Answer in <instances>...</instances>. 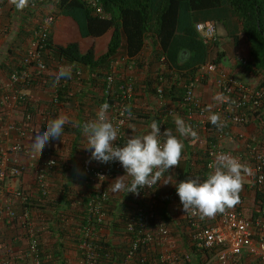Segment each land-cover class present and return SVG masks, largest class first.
Masks as SVG:
<instances>
[{
	"label": "built area",
	"instance_id": "built-area-1",
	"mask_svg": "<svg viewBox=\"0 0 264 264\" xmlns=\"http://www.w3.org/2000/svg\"><path fill=\"white\" fill-rule=\"evenodd\" d=\"M41 1L44 0H30L32 6ZM55 21L56 16L53 14L47 13L40 16L25 51L13 65L6 81L0 83V118L2 119L3 112L11 113L21 106L24 109L20 121L9 118L0 131H3L0 138V222L6 224L22 222L26 224L28 236L27 249L18 255L11 248H7L6 256L0 264H12L16 258L22 259L24 264L46 263L35 226L28 221L27 215L23 217L18 214L15 207L17 202H22L28 210L31 196L24 190L12 189L8 181L22 178L28 168L34 167L36 168L35 184L40 195L45 196L48 193L49 172L58 165V160L49 147H44L42 151L36 150L34 153L31 147L22 142L28 136L34 137L39 128L58 116L63 79L60 81L54 79L57 68L61 65L70 67L76 80L83 77V70H75L77 67L75 64H69L66 60L51 63L46 60L45 57L50 54L49 34ZM196 29L208 50L213 51L219 41L216 23L213 20L201 21L196 24ZM241 62L245 63V59H241ZM160 63L158 71L154 74V88L156 95L165 102L167 84L165 56H162ZM116 66L115 61L112 62L110 71L106 74L104 99L99 104L98 111L103 103L109 105L106 116L117 130L114 146H119L126 138L128 123L135 117L132 109L137 99V91L135 81L128 74L129 71L126 69L119 71ZM210 81L214 85L216 94L222 93L226 97L224 102L213 100L209 106L199 97L197 87ZM48 83L52 84L51 105L44 106L41 112L39 111L41 107L38 105L36 111H39L40 118L35 119L34 106L26 89L33 85L47 86ZM177 106L185 108V123L195 132V136L187 138L192 140L194 152L202 153L205 159L204 168L207 172L211 171L209 164L218 153L236 158L248 169L241 173L242 187L238 193V203L234 206L226 208L223 212H217L212 217H202L195 209L185 212L190 248L192 251L208 252L218 264H240L243 256L252 258L256 264H264V87L259 85V81L248 83L222 71L218 63L210 56L196 67L186 84L182 103H178ZM209 109L211 113L220 116L222 126L218 127L209 122ZM176 110V106H164V114L158 120L161 132L167 130L168 118L176 115ZM253 124L256 125L255 132L252 130L251 133H235L234 137L237 136L236 140L239 143L235 148L228 146L227 139L230 142L233 137L228 138L227 135L232 132L234 126L243 127ZM12 133L16 134L18 139L4 144L11 138ZM52 141L55 140L49 142ZM21 154L27 158L26 162L21 163L17 160ZM118 164L119 162L115 161L98 162L88 172L96 193L85 204L87 224L79 243L81 257L77 264H101V250L96 241V226H102L105 223L108 212L107 201L110 199L106 184L114 175ZM173 168L162 173L157 183L140 190L141 198L146 200V207L138 205L136 207L137 224L129 222L126 227L127 232H134L135 238L128 247L123 264H178L181 260L192 264L191 252L180 254L175 252L179 243L172 240L167 224L157 220L155 200L149 202L145 196L146 191H149V194L152 189L160 187ZM244 180H247L254 194L255 206L250 215H245L243 212ZM149 195L155 197V192ZM152 220H155L153 224ZM144 246L152 250L151 253L140 254L139 250ZM158 247L165 249L164 252L157 253Z\"/></svg>",
	"mask_w": 264,
	"mask_h": 264
},
{
	"label": "crops",
	"instance_id": "crops-1",
	"mask_svg": "<svg viewBox=\"0 0 264 264\" xmlns=\"http://www.w3.org/2000/svg\"><path fill=\"white\" fill-rule=\"evenodd\" d=\"M52 1L56 2L57 0ZM53 2L44 3L42 6L39 5L31 11L32 14H29L30 11H27L29 9V0H26L25 6L22 9H17L13 0H2L0 6V25L10 19L18 25V29L12 36V48L5 47L4 45V43L8 41V35L0 33V83L6 81L8 78L9 74L5 71V69L7 67L12 69L11 66L18 61L19 57L16 58L17 56H14L12 53L17 51L21 54L25 51L28 45V37L26 38L24 31L26 25L32 19L31 16L34 19L36 16H41L40 13L48 12L52 9ZM39 7L41 8V11H38ZM193 14V16H190L192 23L194 22L197 24L199 21L201 22L207 20H213L216 23L219 41L217 47L214 48L213 51H209L207 49L208 54L206 60L210 56L214 58L216 52H221L223 56L218 65L222 71L234 75L240 80L248 83L257 82L258 79L246 71L240 64L241 59L246 60L248 57L249 46L246 40L241 37L240 22L234 16L232 10L229 7L224 6L210 8L204 11H196ZM75 25L77 26L72 18L58 14V18L51 27L53 44L66 45L71 41H77L82 52L94 47L96 56L107 50V45L111 37V31H108L99 37H82L79 30L77 31L75 29ZM58 30L61 31V34L64 33V36L70 38V41H62V37L58 36ZM197 33L201 38L200 33L198 31ZM149 39L143 51L138 56L130 57L127 54L122 55V57L115 60V65L117 64L116 68H118L119 71L125 69L128 70V74L131 75L135 81L137 99L135 106L132 109L133 116H135V113L139 117L143 116L147 118L146 121L151 124L153 120H158L160 116L164 114L163 109L165 105L176 106L177 113L176 115L168 118V120L170 119L171 121V127H167V130L172 131L173 134H177L175 132L174 119L179 116L185 121V108L177 106L178 103L168 97L164 102L156 95V93L144 91L148 87L153 90L154 82L151 83V80H153L154 74L160 67L162 56L166 57V55L161 54L160 45L152 42L151 38ZM18 40H22L21 45L14 43ZM101 44H104L103 48L99 49V45ZM49 55L52 56V53ZM168 62L169 61L166 57V85L168 88L171 86L175 89V91H177L176 89H181L185 86V81L189 77V72L187 68L177 69ZM129 63L134 64L131 65ZM93 76V73L83 72V79L81 81H73L75 77L73 80L66 81L68 93L70 92L73 96L69 101L70 107L67 111L68 113H66L68 105L62 106V104H60L58 116L66 117L69 123L65 126H68L72 130L74 128L76 130H80L81 134L78 136L77 131H72L71 133L70 131H63L61 139L49 142L45 146L50 148L51 152L58 160L56 168L49 172V195L47 197L40 195L35 184L36 168L34 167L28 168L22 178H15L8 181V184L12 189L24 190L31 196L32 203L29 205L28 210L25 209L26 206L22 202H17L15 207L18 214L23 217L27 215L28 221L35 226L37 234L40 238V247L42 255L46 261L45 264H77L81 257L79 243L83 238L81 220L83 218V208L85 205L84 200L86 199L84 197L89 196L92 189L88 184L87 176L90 168L92 166H96L98 161L91 158L90 150L86 148L87 138L82 133L81 128L73 127L71 122L78 121L81 125H83L86 122L94 120L96 117V113L98 112V107L103 96V90L101 89V83L95 81L96 79L90 80ZM48 84L49 86L33 85L26 89V93L33 104L32 106H34L33 111L34 115H36L35 119L40 118V113L38 112H41L44 106L46 107L51 105L50 89L52 88V84ZM197 94L202 101H204V103L206 102L210 106L214 100L213 97L216 95L212 81L200 84L197 87ZM38 105L41 108L39 111H36ZM32 108L33 107H31V109ZM148 108L149 110H147ZM23 112L24 109L22 106L15 109L11 113L3 112L4 114L2 115V119L0 118V131L5 126L4 122L9 118L10 120L15 119L16 121H20L23 117ZM149 126L150 125L135 123L130 120L126 128L125 140H127V138L131 135H140L150 131ZM240 128L245 129L242 126H234L233 130H235L236 133H239L242 132L240 131L242 130ZM2 132H0V138H2ZM17 137L18 136L16 134L12 133L11 138L6 140L4 144H7L9 141H15L18 139ZM33 138L34 137H32V135L28 136L23 139L22 142L31 147ZM181 139L184 145L181 156L182 159L188 160V158L194 155L193 153H195V149L192 144V140L187 137ZM37 150L42 151L41 149ZM17 160L23 163L27 161V158L21 154ZM187 165L188 163L184 164V166ZM186 172L187 169L184 170L182 175L181 172H176V178L166 177L164 182L183 180V176H185ZM117 177H120L125 184H128L131 180V177L124 173V169L121 165L117 167V171H115L112 178L106 184L111 196V201L110 204L107 205L108 212L105 224L101 226L98 231L96 230V238L98 237V239L103 242H109L115 247H118L123 240L122 235L125 232V228L121 224V214L125 209L123 206L128 202L125 191H112V185L115 183ZM186 177H189V175H186ZM164 182L162 183L164 186H161L160 188V197L165 199L164 203H167L168 212L172 215L171 222L174 224V228L180 229L182 227L181 220L187 223L185 211L182 209V206L177 199L175 198V200L173 198L174 195H177L174 185L171 182ZM244 182L245 195L243 212L245 215H250L255 206L254 194L247 180H244ZM65 189H67V191H65ZM163 189L164 191H162ZM21 223L22 222L6 224L0 222V263L6 256L7 248H11L12 251L18 255L27 249L28 236L26 233V224ZM180 231L182 232V230ZM178 236L179 239L177 238V240L179 245L175 251L176 253L180 254L182 252H191L193 256V259L191 260L192 264H218L215 258H213L208 252L197 250L192 251L189 246L190 237L187 233L185 235L182 232L181 234L179 233ZM172 240L176 242L173 237ZM179 240L182 242H179ZM164 250L165 249L158 247L157 253H162ZM189 263L190 262L181 260L178 264ZM12 264H24V262L22 259L16 258ZM240 264L256 263L252 258L243 256L241 257Z\"/></svg>",
	"mask_w": 264,
	"mask_h": 264
},
{
	"label": "trees",
	"instance_id": "trees-1",
	"mask_svg": "<svg viewBox=\"0 0 264 264\" xmlns=\"http://www.w3.org/2000/svg\"><path fill=\"white\" fill-rule=\"evenodd\" d=\"M49 2L53 1L44 0L39 4L42 6L44 3ZM52 5V9L48 12L56 17L58 14H62L72 18L77 24L82 37H99L111 31L107 50L98 56L95 54L94 47L82 52L77 41H71L66 45L53 44L51 31L49 34V48L52 56L48 54L45 57L48 63L66 60L69 64L72 63L77 66L75 70L82 69L83 72L93 73L94 76L90 80L96 79L95 81L101 83L102 90L105 88V77L110 71L111 63L125 54L130 57L138 56L150 40L149 38L155 44L160 45L161 54L166 55L170 65L177 69L187 68L188 75L191 77L196 67L206 61L208 48L199 37L196 23H192L190 16L196 11L224 6L229 7L240 22L241 37L246 40L249 46L248 57L245 63L241 62L240 64L246 71L258 79L261 87H264V0H57ZM38 6V3L32 6L29 0V9L27 11H30L29 14H32L31 11ZM39 10L41 11L40 7ZM47 13L42 12L40 14ZM31 18V21L27 25L33 23L34 26H26L24 31L26 38L28 37V42L34 33L40 15L34 19L32 16ZM222 56L221 52H216L214 61L219 63ZM11 67L13 68V66ZM6 69L5 71L9 70L8 73L12 70L9 67ZM74 77L71 74L70 79H63V86L60 88V103L62 106H67L73 96L70 92L68 93L66 81L73 80ZM190 77L186 79L185 86L181 89H176L177 91L171 86L168 88L166 85L165 97L181 104L186 84H188ZM75 80L74 78L73 81ZM154 81L155 79L153 78L151 83ZM144 91L155 93L154 87L153 90L148 87ZM103 99L104 97L102 96L101 101ZM158 120L156 119L155 121L158 123ZM170 123L169 119L167 127H171ZM63 131H77L78 136L81 134L80 130H76L75 128L72 130L68 126H64ZM125 139L122 144L126 142ZM193 154L188 160L184 159V164L188 163V165H183L181 168L182 173L187 169L183 180L194 178L203 180L208 173L204 168L205 159L202 153L195 152ZM119 166L120 164L117 167ZM115 171H117V168ZM186 175H189V177H186ZM87 180L92 189L90 195L84 197L86 198L84 204H87L96 193L95 186L92 184L89 176H87ZM148 192L146 191L145 193L147 201L155 200L157 220L171 225L172 215L168 212L167 203L163 202V205L159 204L161 199L160 188H154L150 191V193L155 192V197H151L152 195L150 196ZM141 193L139 191L138 194H127L126 199H128V202L123 206L125 209L123 208L124 210L121 214V224L124 226L125 232L122 235L123 240L119 246L115 247L109 242H103L98 237L96 238L101 250V264H123L128 247L135 238L134 232H127L126 227L129 222L137 224L136 207L138 205L146 207V200L141 198ZM48 195L49 185L48 193L45 196L43 195V197H47ZM163 200L165 201V199ZM110 201L111 196L107 201V205L110 204ZM30 203H32V199H30ZM84 208L81 220L83 230L87 224V213ZM154 222L155 220L151 221L152 224ZM100 227V225L96 226V230L98 231ZM170 227L173 229L172 226ZM151 251L144 246L139 250V253H151Z\"/></svg>",
	"mask_w": 264,
	"mask_h": 264
},
{
	"label": "clouds",
	"instance_id": "clouds-1",
	"mask_svg": "<svg viewBox=\"0 0 264 264\" xmlns=\"http://www.w3.org/2000/svg\"><path fill=\"white\" fill-rule=\"evenodd\" d=\"M25 2L26 0H13L17 9H22ZM71 74L73 73L70 67L61 65L57 68L54 79L56 81L70 79ZM213 99L224 102L226 97L222 93H217ZM108 109L109 105L103 103L94 120L83 125L78 121L71 123L73 127L81 128L86 136V148L90 150L92 159L100 163L119 162L124 173L131 177L128 184L120 179L122 176L117 177L112 185L113 192L125 191L126 194H138L141 189L157 183L162 173L168 172L170 168H175L178 164L184 147L181 138L195 136L193 129L177 116L174 124L178 135L169 130L161 132L159 124L153 120L149 126L150 131L131 135L124 144L114 146L117 130L107 119ZM209 111V122L218 127L222 126L220 116L211 113L210 109ZM67 123L69 121L63 116L47 121L34 135L31 144L33 152L35 153L37 149L42 150L50 140L61 139ZM209 169L211 171L203 180L194 178L164 182H171L174 185L180 205L185 212L195 209L202 217H212L217 212H223L226 208H231L238 203V193L242 187L241 173L248 169L236 158L224 153L215 155L213 162L209 164ZM168 227L170 228V225ZM186 233L189 235L187 230Z\"/></svg>",
	"mask_w": 264,
	"mask_h": 264
},
{
	"label": "rangeland",
	"instance_id": "rangeland-1",
	"mask_svg": "<svg viewBox=\"0 0 264 264\" xmlns=\"http://www.w3.org/2000/svg\"><path fill=\"white\" fill-rule=\"evenodd\" d=\"M47 13V12H46ZM49 13V12H48ZM8 17V16H7ZM7 17H6V20H7ZM27 27L28 26H34V24L33 23H31V25H26ZM75 27V29L78 31V28H77V26L75 25L74 26ZM17 29H18V25L16 24V23H14V22H12L10 19L9 20H7L6 22H4V23H2L1 25H0V33H5V35H8V41H6L5 43H4V45H5V47H10V48H12L13 47V43H12V36L16 33V31H17ZM10 36V37H9ZM58 36L59 37H62V41H70V38H67L66 36H64V33H62L61 34V31L60 30H58ZM21 42H22V40H18L17 42H14V43H17L18 45H21ZM103 45L104 44H101V45H99V49H102L103 48ZM20 53V52H19ZM17 51H15L14 53H12L14 56H17L16 58H18V57H20L21 56V54H19ZM147 57V56H146ZM145 57V58H146ZM16 58H15V60H16ZM150 65V64H149ZM11 66V65H10ZM13 66V65H12ZM9 72V70L7 71V73ZM9 74V73H8ZM48 86H49V84H48ZM48 92H50V91H48ZM68 105V108H66V113H68L67 111L69 110V107H70V104H67ZM147 110H149V108L147 109ZM145 114H147V113H145ZM147 120V118H145V117H139L136 113H135V117L132 119V122H135V123H141V124H146V125H150V123L149 122H147L146 121ZM245 129H243V128H240V129H242V130H240V131H244V132H246V133H251L252 132V130L255 132V130H256V125H250V126H243ZM257 127L259 128V126H258V124H257ZM149 130H150V128H149ZM71 133V132H70ZM235 133H236V131L235 130H232V132H229V134L227 135V137L229 138V137H234L235 136ZM60 138H58L57 140H59ZM237 139V136L236 137H234L233 139H232V141H230L229 142V139H227V141H226V143L228 144V146L230 147V148H235V146L237 145V143H239L238 142V140H236ZM57 140H55V141H57ZM184 163H185V160L183 159L182 160V156L180 157V159H179V163H178V165L177 166H175V169H172L170 172H169V174H168V178H176V172H181V175H182V170H181V168L183 167V165H184ZM161 186H164V185H161ZM161 186H160V188H161ZM162 191H164V189L162 190ZM175 196V195H174ZM173 196V198L175 199H177L178 200V202L180 203V201H179V197H178V195H176L175 197ZM175 199V200H176ZM163 202H164V200L162 199V197H161V199H160V205H163ZM181 225H182V227L180 228V229H175L174 228V224H169L170 226H172L173 227V230L175 231H172V228L170 227V230H171V232H172V237H173V239L174 240H176V242H178V240H177V238L179 239V236H178V234L180 233H184L185 235H186V223L183 221V220H181ZM168 224V223H167ZM168 225V226H169ZM180 230H182V232L180 231ZM179 242H182L181 240H179Z\"/></svg>",
	"mask_w": 264,
	"mask_h": 264
}]
</instances>
